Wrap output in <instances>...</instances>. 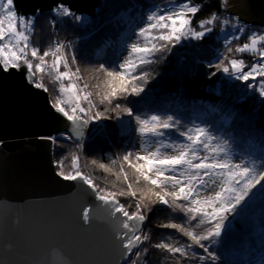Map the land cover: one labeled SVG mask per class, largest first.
<instances>
[{"label":"snow or ice","instance_id":"6c2138e0","mask_svg":"<svg viewBox=\"0 0 264 264\" xmlns=\"http://www.w3.org/2000/svg\"><path fill=\"white\" fill-rule=\"evenodd\" d=\"M219 3L220 8L226 10L227 0H219ZM202 7L201 4L192 3V0H180L179 3L169 0L167 7H157L143 17L140 21L143 26L135 31L136 37L143 44H130L127 56L119 64L113 62L108 66L101 63L95 69L107 78L104 80L106 91L96 94L99 97L96 102L92 99L93 93L88 91L89 85L78 83L81 81L79 67L74 72L69 67L65 46L57 43L55 48L44 50L41 54L39 48L30 43L34 18L19 15L14 7V0H0V71L8 73L10 70L23 69L25 82L44 92L49 89L37 74H54L53 79L59 82V95L54 100L50 99L49 107L56 116L68 122L67 131L59 133L60 136L66 140H82L85 129L91 124L113 118L120 122L121 133L127 134L130 125L135 122L134 131L141 138L140 150L146 154H136L134 159L142 163H133V153L128 151L123 156V161L134 170L137 184L142 179L146 185L152 186L147 193L138 196V190L128 182L123 165L118 173H113L109 165L102 162L98 164L105 173L116 175L118 181L123 175V183L127 188L113 191L102 187L91 175L81 170L80 157L76 153L71 154V170L67 172L64 171L63 161L55 162L58 178L67 182L80 181L89 190L88 194L94 197L96 203L80 205L78 216L84 224L90 225L100 219L107 226L118 254L116 264H137L142 252L147 256L149 249L143 245L149 236L144 233L143 226L156 205H163L171 212L179 214L181 220L162 223L159 227L175 230L190 243L177 245L161 241L152 247L163 249L174 257L178 255L188 259L191 255L194 260L216 264L220 257L213 250V246L219 243L227 229L226 222L241 214L257 190L264 193V169L257 170L243 161L233 163L226 148L227 142L214 144L213 141L217 138L207 127L196 126L180 130L177 127L180 120L172 115L152 114L143 117L129 106L136 102L130 98L141 97L146 91L150 73L142 70L145 65L163 61L178 45L188 40L201 41L213 31L210 26L219 19L216 12L198 21L193 27V19ZM50 11L58 18L86 22L84 16L76 14L63 0L54 4ZM222 23L228 24L229 21L224 20ZM238 24L237 20L232 27L236 28L237 33H244L245 29L237 27ZM240 38L239 35L232 37L234 40ZM225 42L229 43L227 40ZM261 44H264V32L249 35L246 42L235 48V52L252 54L256 61L250 67L243 59L228 57L221 59L219 63H209L207 67L215 69L210 72L209 79L217 72H222L234 80L245 82L248 89L257 91L264 100V79L258 82V86L256 83H249L250 80L257 81V77L264 78V47ZM228 52H232L231 47ZM70 54L71 63L77 64L74 53ZM50 56L52 59L49 62L46 58ZM61 67L64 71L60 70ZM245 68L248 70H244ZM64 81L68 83L65 84ZM104 105L107 106L101 107ZM113 112L116 113L115 117L111 115ZM124 116L130 118L126 123L123 121ZM170 131L176 132L186 142L168 143L157 139L155 150H148L151 146L149 137L161 138ZM40 139L57 142L53 135ZM77 147L82 145L78 144ZM164 150H171L174 154L170 155ZM201 152L204 153L203 156ZM97 163V160H92V164ZM115 163L113 160L112 164ZM169 186L174 190L163 191V194L161 191L152 190ZM213 186L214 190L209 191ZM112 187L115 188L116 185L113 184ZM206 192L208 194L204 195ZM153 196L155 199H152ZM119 197H130L135 203L126 205ZM133 207L134 210L129 211ZM194 246L201 251H193ZM177 264H180L179 260Z\"/></svg>","mask_w":264,"mask_h":264},{"label":"trees","instance_id":"16d2710c","mask_svg":"<svg viewBox=\"0 0 264 264\" xmlns=\"http://www.w3.org/2000/svg\"><path fill=\"white\" fill-rule=\"evenodd\" d=\"M176 2L179 3L180 0ZM192 3L203 5L193 19V27L212 12L218 14L219 19L210 26L213 31L201 41L188 40L178 45L167 54L165 60L145 65L142 70L150 73L146 91L141 97L130 98L136 102L129 106L143 117L152 114L172 115L180 120V124L177 125L180 130L196 125L207 127L217 138L213 143L226 141V148L239 158L245 162L252 158L255 166L264 167V100L259 97L257 91L248 89L245 82L234 80L222 72H217L209 79L210 72L215 69L207 67L209 63H219L225 57L243 59L250 67L256 58L249 53H236L235 48L246 42L252 33L264 32V28L245 24L235 15L222 11L219 0H192ZM168 4L169 0H102L92 17L82 15L85 17L84 23L76 22L72 18L55 17L51 11L36 13L32 16L34 31L30 34V43L38 47L41 54L44 50L55 48L57 43L63 44L71 70L74 72L77 67L80 69L81 81L78 83L81 85L87 83L88 91L93 93L92 99L98 102L99 97L96 94L106 91L104 80L107 78L95 69L101 63L108 66L113 62L118 64L120 49L135 32L136 23L150 11L156 10L157 7L165 8ZM224 20H228L229 23L223 24ZM237 20L239 21L237 27H243L244 33H237L236 28L232 27ZM234 35L241 38L234 40L232 39ZM226 40L229 43H226ZM229 47L232 48L231 53L228 52ZM70 53H74L77 64L71 63ZM46 59L50 62L52 57ZM60 70L63 71V67ZM37 77H42L43 83L49 89L47 92L49 100H54L59 92L58 83L53 79V75L42 73L37 74ZM261 79L264 78L257 77V81L250 80L249 83H256L258 86ZM111 115L115 117L116 113L113 112ZM124 118L130 120L127 116ZM93 124L90 134L82 141V147L78 148L79 142L73 139L53 143L54 165L56 161H63L64 171L71 170V154L76 153L82 159L80 163L96 182L113 191L127 188L123 183V175L118 181L116 175L105 173L98 164L102 162L109 165L113 173H118L123 165L128 182L138 190V196L147 193L148 188L152 186L146 185L142 179L137 184L134 170L123 161V156L131 151L132 162H136L133 152L135 122H132L127 134L121 133L115 118ZM165 136L171 139L182 138L174 131L166 133ZM93 159L97 160L96 165L92 164ZM113 160L116 161L115 164H112ZM113 184L116 185L115 188L112 187ZM152 190L160 191L158 188ZM119 199L126 205L135 203L130 197ZM133 210L134 207L129 209ZM169 221L181 222L179 214L171 212L163 205H156L143 226L144 233L149 236L143 247L149 251L147 256L142 252L137 264H145V260L147 264H177V260L180 264H206L192 259L191 255L188 259L178 255L174 257L163 249L152 247L161 241L177 245L190 243L175 230L159 227L160 224ZM226 223L227 229L219 243L213 246V250L220 257L216 264H262L264 193L257 190L241 214L230 218ZM193 251L201 250L194 246Z\"/></svg>","mask_w":264,"mask_h":264},{"label":"water","instance_id":"95a60500","mask_svg":"<svg viewBox=\"0 0 264 264\" xmlns=\"http://www.w3.org/2000/svg\"><path fill=\"white\" fill-rule=\"evenodd\" d=\"M101 1L63 0L87 17ZM57 2L14 0V7L19 15L33 16ZM222 11L264 28V0H227ZM49 101L47 92L25 82L23 69L0 71V264H116L107 226L100 219L84 224L78 216L80 205L96 203L94 197L80 181L56 176L53 142L40 139L66 140L59 133L68 122L54 114Z\"/></svg>","mask_w":264,"mask_h":264},{"label":"rangeland","instance_id":"374dc122","mask_svg":"<svg viewBox=\"0 0 264 264\" xmlns=\"http://www.w3.org/2000/svg\"><path fill=\"white\" fill-rule=\"evenodd\" d=\"M78 15H79V14H78ZM84 16H85V15H84ZM124 17H125V15H124ZM89 18H90V17H89ZM134 25H135V24H134ZM140 26H143V25H142V24L140 23V21H139V22H137L136 25L134 26L135 31H136V29H137L138 27H140ZM134 42H139V43L143 44V41H142V40H138V38H137L136 35H135V32L129 37L128 40H126V42L124 43L123 47L120 49L119 56H118V64H119L120 62H122V61L124 60V58L127 56L128 46H129L130 44L134 43ZM261 47H264V44H263ZM63 71H64V70H63ZM53 75H54V74H53ZM57 83H58V88H59V82L57 81ZM64 83L67 84L68 81H64ZM123 121L126 123V122L128 121V119L123 117ZM116 124H117L119 130L121 131V124H120V122L116 120ZM196 126L203 127V126H201V125H196ZM133 135H134V139H133V152L135 153V155L138 154V153L141 154V155L146 154V153H144V152H141V150H140V149H141V138L139 137V135H138L136 132H134ZM157 139H161V140H163V141H165V142H168V143L173 142V141H177V142H186V141L183 140V138H175V139H171L169 136H164V137H161V138H153V137H149L148 140L151 142V146H150L149 149H148L149 151H154V150H155V147H156L155 141H156ZM82 141H83V140H82ZM82 141H78L80 145H82ZM57 142H58V141H57ZM214 144H215V143H214ZM164 151H166V152H167L168 154H170V155H171V154H174V153L171 152V150H164ZM227 151H228L229 156H230V158H231V160H232L233 163H241V162L243 161L244 163H246V164L249 165V166H254L257 170L264 169V167H263L262 165H257V166H255V165L253 164V159H252V158H251L249 161L245 162L244 160H242L241 158H239L238 155H235V154L233 153V151L231 152V150H230L229 148H227ZM203 155H204V153L201 152V156H203ZM81 160H82V159H81V157H80V161H81ZM134 163H142V162H138V161H136V162H134ZM80 168H81V170L84 171L86 174H89V173L86 171L85 167H83V164H81V163H80ZM89 175H90V174H89ZM173 190H174V189L171 188L170 186H169V187H166V188H164V189H160V191H162V192H163V191L171 192V191H173ZM212 190H214V186H213V188L210 189L209 191H212ZM207 194H208L207 192L204 193V195H207ZM262 264H264V262H263Z\"/></svg>","mask_w":264,"mask_h":264}]
</instances>
